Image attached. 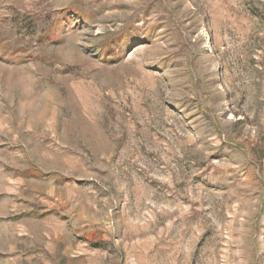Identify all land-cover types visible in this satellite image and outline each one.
Here are the masks:
<instances>
[{
    "label": "rangeland",
    "instance_id": "1",
    "mask_svg": "<svg viewBox=\"0 0 264 264\" xmlns=\"http://www.w3.org/2000/svg\"><path fill=\"white\" fill-rule=\"evenodd\" d=\"M0 264H264V0H0Z\"/></svg>",
    "mask_w": 264,
    "mask_h": 264
}]
</instances>
